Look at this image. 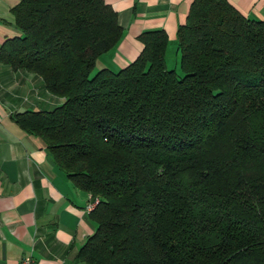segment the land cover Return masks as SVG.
<instances>
[{
  "label": "trees",
  "instance_id": "1",
  "mask_svg": "<svg viewBox=\"0 0 264 264\" xmlns=\"http://www.w3.org/2000/svg\"><path fill=\"white\" fill-rule=\"evenodd\" d=\"M0 63L64 98L11 113L98 198L84 264H264V19L192 0L176 33L140 34L125 67L96 59L122 36L104 0H21Z\"/></svg>",
  "mask_w": 264,
  "mask_h": 264
},
{
  "label": "crops",
  "instance_id": "2",
  "mask_svg": "<svg viewBox=\"0 0 264 264\" xmlns=\"http://www.w3.org/2000/svg\"><path fill=\"white\" fill-rule=\"evenodd\" d=\"M20 1L0 0V45L20 34L12 13ZM228 1L246 17L264 19V0ZM104 2L117 12L122 36L95 67H125L142 50L140 34L152 30L167 34L166 66L176 67V33L192 0ZM63 101L47 91L39 75L0 63V264H18L26 256L35 264H84L77 252L96 228L86 210L90 193L71 182L39 136L10 117L15 111L50 110Z\"/></svg>",
  "mask_w": 264,
  "mask_h": 264
},
{
  "label": "built area",
  "instance_id": "3",
  "mask_svg": "<svg viewBox=\"0 0 264 264\" xmlns=\"http://www.w3.org/2000/svg\"><path fill=\"white\" fill-rule=\"evenodd\" d=\"M98 203V198H91L86 206L87 211H92ZM18 264H35L30 256H26L20 259Z\"/></svg>",
  "mask_w": 264,
  "mask_h": 264
},
{
  "label": "rangeland",
  "instance_id": "4",
  "mask_svg": "<svg viewBox=\"0 0 264 264\" xmlns=\"http://www.w3.org/2000/svg\"><path fill=\"white\" fill-rule=\"evenodd\" d=\"M177 59H178V57H177ZM178 61H179V60H178ZM172 66H173V63H169L168 66H167V68H168V69L176 68L175 71H176V73H177L179 76H181V75L183 74L182 71H181L180 68H179L178 63H177V65H176V67H172ZM101 68H102V67H99V65H96V67H94V68L92 69V71H91V76L94 75L95 72L98 71V70L101 69Z\"/></svg>",
  "mask_w": 264,
  "mask_h": 264
}]
</instances>
